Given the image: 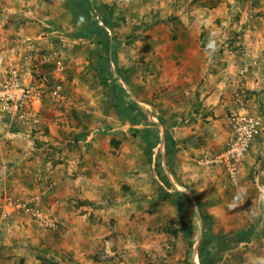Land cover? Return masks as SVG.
<instances>
[{"label":"rangeland","instance_id":"rangeland-1","mask_svg":"<svg viewBox=\"0 0 264 264\" xmlns=\"http://www.w3.org/2000/svg\"><path fill=\"white\" fill-rule=\"evenodd\" d=\"M85 2L81 16L91 21L88 25L85 22V29L99 31L97 39L79 37L75 27L63 26L73 20L67 0H44L37 17L31 19L38 21L39 31L0 41V54L8 48L18 55L16 60L10 55L3 59L6 68L0 69V264H195L193 254L196 264H264V178L257 175L253 182L251 191L257 197H253L256 205L251 214L243 213V204L252 202L250 195L235 197L232 203L238 204L239 226L227 232L203 230V238L194 248L195 240L188 235L198 233L199 228L182 230L181 222L169 217L171 208L177 211L190 207L187 216L197 218L193 200L176 188L160 189L161 184L153 177L165 175L159 166V151L154 164L150 153L145 156L147 164L138 163L140 149L134 141L141 137L135 125L140 111L135 114L125 110L109 77L103 78L106 62L101 61L109 60L111 47L116 48L112 56L125 83L123 92L130 98L126 105L132 108L135 102L139 107V98L169 99L181 92L186 95L184 89L199 86L201 77L205 81L211 76L216 83L223 80V86L229 88L224 89L227 97H222L233 98V106L226 114L228 134L224 147L222 142H210L200 151L203 139L197 135L194 143L200 148L190 156L183 152V159L194 162L196 175L205 171L210 175L209 171L218 169L235 187L248 155L235 174L218 158L232 136L230 118L234 109L244 107L242 112L261 119V131L253 142L264 132V113L256 114L250 105L251 100L255 102L253 92L257 93L250 79L264 76V0ZM7 12L15 14L10 9ZM15 25L18 27L17 21ZM4 26L8 29L9 23ZM15 80L20 89L29 93L18 108L11 99L4 100L9 98L7 90L15 88ZM257 94L264 96L261 91ZM94 96L103 101L97 97L93 100ZM143 106L149 109L152 105ZM133 110L138 111L135 107ZM106 113L114 115L109 119ZM76 123L99 132L102 128L106 133L112 129L123 132L120 136H124L125 144L120 138H112L108 154L118 164L114 168L119 177L113 174L105 180L112 191L123 195L116 196L112 211L105 199H90L75 189L78 185H73L72 179L78 171L70 163L71 170L63 165L67 162L64 146L79 143L77 136L70 140L57 137ZM143 137L158 140L153 135ZM187 143L189 140L183 141V151ZM141 158L140 163H144V156ZM73 159H78V153ZM97 165L98 162L95 168ZM99 171V178L105 177V172ZM65 172L71 184H67ZM133 191L137 194L132 197ZM209 191L213 194L214 188ZM57 205L65 209L57 213ZM144 220H148L147 225ZM75 224L89 231L93 228L94 242L81 247L82 240L76 237L81 232L72 227ZM17 240L24 241L21 249ZM80 250L88 251L76 257Z\"/></svg>","mask_w":264,"mask_h":264},{"label":"crops","instance_id":"crops-1","mask_svg":"<svg viewBox=\"0 0 264 264\" xmlns=\"http://www.w3.org/2000/svg\"><path fill=\"white\" fill-rule=\"evenodd\" d=\"M67 1L68 7L72 12V19L74 20V22L73 20H70L69 25L64 22L63 26H70V28L75 27L76 33L78 34L77 36L79 37L85 36L88 39H97L99 37V31L96 32V30L94 29V31L90 32L88 31V29H85L86 24L88 25V23H91L89 18L86 19L82 17L83 11H85V9L83 8L85 6L84 4H86L85 0ZM43 2L44 0H0V19L2 20H0V41L4 43V41L9 39V37L15 40L18 39V36L20 35H34L35 32L39 31L38 29L40 26L38 25V21L35 22V20L31 19L37 17V14L40 12L38 11V8L42 7L41 4ZM9 9L15 12V14L8 13L7 10ZM16 21L19 24L18 27L17 25H15ZM81 21H84V23ZM23 22L24 24L26 23V25L23 26ZM6 23H9L8 29H6L4 26ZM43 24L45 23L43 22ZM76 25L81 26L77 27ZM22 26L26 27V30H24ZM115 49V47H111V58L109 60L105 58L101 59V61L105 60L104 62H106V66L103 69V73H105V76L103 78L109 77L111 83L110 86H112V89L114 88L113 90L116 92L115 94L123 99L120 102H123L125 110H127L128 112H133L135 114H138V112L140 111V115H138L137 117L138 121H136L138 123H136L135 125L140 128L141 137H138V140L140 139V141H134L138 142V146L140 149L138 150V163L141 166H144L145 163L147 164L145 156H149L148 154L150 153V156L152 154V156L154 157V159H152V164H154L156 156L155 154L159 151L162 156V158L159 159V166L162 167L165 175L160 176L159 174H154L153 177L161 184V190H169V187H173L174 189L176 188L182 192L184 191L189 196H191L194 204L193 209L195 214L197 215V218L195 217V219L197 220L191 218V216L189 215L187 216V211H190V207H188V210L181 209L177 211H174V209L171 208V215L169 217L171 219H174L173 221L181 222L182 230L186 229L188 232H191L193 231V229L195 231L199 228L198 233L195 231L194 234L189 233L188 235L192 237L190 238L191 241L195 240L193 245L194 248H196V246L200 244V240L203 238V230L205 232H227L232 229L231 227H238L239 220H241V218L239 217L240 213L238 212V204H233L232 202H235V197L238 198L239 195L243 198L247 194L250 195L252 202L249 201L243 204V213L246 214H251L250 211L253 208V204L256 205V199L254 201L253 197L257 196L251 190L253 189L252 185L254 180L257 179V175L264 178V132L261 133V135L252 143L251 149L247 154L248 156L246 157L245 163L243 164L238 176V184L235 185V187L233 185L230 186V182L227 176L225 174H219L220 170L218 169L211 171L208 170L211 173L210 175L206 171L202 173L201 176L196 175L193 169L194 162L183 159V152L187 153V155L190 156L195 152L197 148H200L194 143L197 135H201L200 138L203 139V142L200 143L203 146L201 149H199L200 151H202V149L205 150L208 143L210 142L214 143L219 141L222 142V145L225 143L224 141L226 140L228 134L226 114L229 108L233 106V98H229V96L228 98H226L227 96L224 94V89L229 88V86L225 88L223 86V80L218 81L219 83L211 81V76H209L208 78L206 77L205 81H202L203 78L201 77L199 86L184 89L186 95L181 92L175 98L169 99L139 98V107L135 105L136 102L133 105V108L135 107V109L138 110L136 111L133 110L131 104H129V106L128 104L126 105V100L130 98H128V96L125 95L126 93L123 92L125 83L117 73V66L114 63L115 59L112 56V54L115 53ZM9 55L10 58L14 60H16L18 56L15 51L10 53V50L8 48L3 49L2 53L0 54V62H2V64H0L1 70L6 68L3 59L6 60V57ZM117 74L119 75V78H117ZM260 76L264 79L263 74H261ZM260 76L250 80H253L254 82L252 88L255 89L257 93L261 91V94H263L264 92L262 91V88L264 84ZM257 93L253 92L255 97L253 98V100L255 102H252L251 100L250 105L251 109L254 110L256 114H260L262 112L264 113V98H262L264 96H260ZM222 96L226 97L223 98ZM96 97L97 96H94V98L92 99L96 100L98 98ZM98 99L99 101H103L102 98ZM166 100H169V102ZM148 103L152 105L149 109H147L146 106H143V104ZM123 104H120L122 105L121 108H123ZM106 115H108L107 117L110 119V117H112L114 114L106 113ZM150 115H152V117ZM61 118L64 119L63 117ZM183 118L184 121H179V119L183 120ZM149 119L151 122L147 123L146 121ZM67 121L70 120L67 119ZM180 122H182V124ZM64 125L65 124H63V126ZM125 125L126 124H124V126ZM85 127L86 126H78L76 123L75 126L70 127L65 134L61 132L59 133L57 137L58 140L61 138L65 139L66 137H69L68 140H70V137L75 138L77 136V143H79L76 146H64L67 162L63 165L66 168L69 167L67 170H71L72 167L69 166L70 163L71 166L77 169L78 175L77 177H74V179H72L74 183L73 185H75L76 183L78 185L75 189L84 192V197H87L88 195V198L90 199H105L107 201V205L110 206H108V210L112 211V206H115L114 204H116L114 203V199H116V196L123 197V195H119L115 191H112L113 187L109 186L108 181L105 180L113 174H116L118 176L116 172L117 170L114 168L117 167L118 164H115V159H111L108 154L112 149V138L116 137L115 139H122V144H125L126 141L123 135L122 137L120 136V134L123 133L121 132V130L115 132V129H108V131H110L106 133L104 131L105 128H102V131L99 132L96 129ZM144 134L150 137L153 135L155 136V140L156 138H158V140L154 142H152V140L148 141L145 139V137H143ZM187 136L189 137L186 138ZM40 137L44 138L43 136ZM188 140V148L186 149V151H183V149L185 148V146L182 145L183 141ZM99 143H103V145L100 147ZM78 148L79 150H77ZM77 153L78 159H73L77 155ZM134 154H136V152ZM142 155L145 158L144 163H140L142 160ZM80 156H82V158H80ZM93 159L97 160L93 161ZM96 162H98V165L95 168ZM119 162V165H121L120 168L124 171V169L122 168L123 164H121L122 161L119 160ZM148 164L150 165L149 162ZM99 169L105 172V177L99 178ZM257 171L258 173H256ZM143 173L144 172H142V174ZM64 177L65 180H68L67 184L72 183V181L68 179L67 172H65ZM143 177L144 179H146V176ZM123 178L124 176L122 177V179ZM65 180L61 178L59 179V181L63 183ZM164 180L167 181L168 185L165 184ZM222 183H226L225 186H222ZM211 187L214 188L213 194L211 191H209ZM136 194L137 193L133 191V194L131 196L133 197ZM192 194H194L195 197H192ZM58 195H60V190ZM195 199L197 200L196 203L194 202ZM62 208L63 207L57 205V213L62 212ZM132 211L133 210L131 209L129 213H132ZM143 224L147 225L148 220L147 222L144 220ZM65 225L68 224L65 223ZM144 225H141L142 229L144 228ZM185 225L187 226V228L185 227ZM72 227L76 231L81 232L78 236H76L77 238L82 240L80 241L81 247L88 246L90 242H94V233L92 232L94 230L93 228H91V230L89 231V228L81 227V225L78 224H75ZM206 239L207 238H204V245L207 242ZM17 241L19 244V249H21L24 241ZM47 242L50 241L48 240ZM66 242L67 240H64V246L66 245ZM183 244H185L184 241ZM45 245L46 244L44 243L42 246ZM73 245L76 244L73 243ZM213 247H215V245ZM82 250H80L79 254H76L75 256L78 257L88 251ZM196 260L197 258L193 254L192 261L195 264ZM21 261L22 260L20 259L19 263H21ZM26 261L28 262L29 260Z\"/></svg>","mask_w":264,"mask_h":264},{"label":"built area","instance_id":"built-area-1","mask_svg":"<svg viewBox=\"0 0 264 264\" xmlns=\"http://www.w3.org/2000/svg\"><path fill=\"white\" fill-rule=\"evenodd\" d=\"M14 89L7 90L9 98L4 100H12L15 108L22 107L29 93H25L24 89H20L19 83L15 80L12 82ZM244 107L236 108L231 114L232 136L226 150L219 155L218 162H225L232 174L238 170V165L247 155L253 139L260 133L262 128L261 119L258 116H252Z\"/></svg>","mask_w":264,"mask_h":264},{"label":"trees","instance_id":"trees-1","mask_svg":"<svg viewBox=\"0 0 264 264\" xmlns=\"http://www.w3.org/2000/svg\"><path fill=\"white\" fill-rule=\"evenodd\" d=\"M116 93V92H115Z\"/></svg>","mask_w":264,"mask_h":264}]
</instances>
